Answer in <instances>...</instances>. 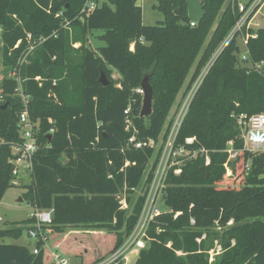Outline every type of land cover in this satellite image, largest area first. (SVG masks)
<instances>
[{"label":"trees","instance_id":"obj_1","mask_svg":"<svg viewBox=\"0 0 264 264\" xmlns=\"http://www.w3.org/2000/svg\"><path fill=\"white\" fill-rule=\"evenodd\" d=\"M201 1L202 17L192 27L186 0H159L165 17L154 26L143 24L139 0H104L84 19L79 14L86 0H0L3 62L16 70L30 116L40 122L39 150L22 197L34 209L53 210L52 224L43 230L49 239L59 240L64 256L83 252L81 264L97 263L134 230L161 150L153 159V148L137 149L130 139L166 140L167 119L194 63L199 58L186 92L240 17L228 0ZM249 32L256 34L248 40L249 61L240 60L238 34L191 100L176 144L207 153L186 159L180 175L170 171L162 199L167 211L151 223L148 245L134 264H209L215 239L224 252L214 264H264V152L243 150L238 123L241 115L264 113V67L257 68L264 63V26ZM28 33L32 41H45L21 65L30 47ZM93 33L105 43L96 50L86 45ZM76 43L79 48H73ZM113 71L120 77L114 78ZM147 75L154 91L153 113L142 117L139 90ZM19 85L18 79L5 77L0 87V201L15 186L8 161L11 145L21 141L19 115L25 105ZM188 138H195L194 144H187ZM230 143L241 151L235 161L228 160ZM225 164L233 173L238 166L246 173L249 164L239 189L217 187L225 180ZM124 193L126 210L119 199ZM34 223L31 217L0 229V240H19L25 230H37ZM74 227L107 233L90 231L92 236L115 235L111 250L87 259V249L74 248L79 246L77 236L89 233H68ZM216 228L226 230L220 236ZM35 243L38 254L27 246L0 243V264H53L45 241Z\"/></svg>","mask_w":264,"mask_h":264},{"label":"built area","instance_id":"obj_2","mask_svg":"<svg viewBox=\"0 0 264 264\" xmlns=\"http://www.w3.org/2000/svg\"><path fill=\"white\" fill-rule=\"evenodd\" d=\"M103 2L104 0H86L83 8L80 11L79 17L81 19H84L91 16V14H93L103 4ZM228 2L234 12L238 11L240 17L236 25L233 27L230 36L225 40L223 48L213 58L212 65L209 69H211L220 53L231 43V41L238 34L239 38L242 39L243 45L246 48V52L241 54L240 60L241 62L249 61L250 57L247 49L248 40L250 38L256 37V34L250 33L249 30L254 26L260 27L261 22L258 21L259 17H262L264 19V0H247V2L244 4H242L240 0H228ZM190 25L194 27L196 24L195 22H191ZM245 30L248 32L243 35V32ZM32 39V35L28 33L27 40L30 43L29 51L27 52L28 54L34 50L37 43L40 44V41L41 43L45 41V38L43 37H40L36 41H32ZM20 43L21 41H19L15 45V48H18ZM26 62L27 58H22L20 64L22 65ZM249 66H252V64H250ZM263 67V62L257 64L258 69H262ZM10 78L18 79L20 83L18 93L22 97L25 105L24 110L19 115L21 141L17 144L11 145L10 158L8 161L12 166V184L19 186L21 183L19 181L22 180L23 175H26L29 178V182H31L34 158L39 150L38 132L40 128V122L33 120L30 116L29 110L27 108L28 98L23 94L21 82L17 76L16 70L13 71V74ZM36 80L40 81L41 77H37ZM55 84L56 82H54V85ZM200 85L201 83L198 84V86L194 87V94L196 93ZM139 92L142 94L141 89L139 90ZM190 103L191 101L183 106L175 122L171 125L170 133L168 134L166 140L163 141L162 145H160L161 155L154 171L152 181L145 189L146 193H144L146 195V199L134 230L125 239L124 243L118 250L94 264H129L131 257H138L140 251L147 247L148 241L150 240L148 232L151 223L155 220L156 217L165 212L164 210L160 209V207L158 206V202L161 201L163 203L162 199L164 190L167 187V178L170 171L173 170L175 175H180L182 172V166L184 165V161L186 159L195 158L199 153H207L204 149L189 151L183 145L178 146L176 144L178 133L188 112ZM126 113H128V111H126ZM238 123L241 127L243 139L246 147L248 148V151L263 150L264 113L255 115L250 118H247L245 115H241L239 117ZM51 133H53V130L51 131ZM194 142L195 138L186 139L187 144H194ZM130 143L134 144L137 149L147 145L154 149V145L159 144L153 140H150L149 143L135 142V138H131ZM230 144L232 145V143ZM210 162V157L206 156V165H209ZM122 195L123 194H121L119 197L121 208L126 210L129 206L127 200L125 198L122 199ZM177 216L178 214H176L175 217ZM32 217L35 220L34 226L37 228V230L29 231L28 234L30 238L34 239L35 241L40 238L44 240L46 243V247L48 245L47 243L49 242V233L47 231H42L43 227H48L52 224L53 210L35 209ZM192 223H194V221H192ZM169 246H171V244ZM33 252L35 254H38L40 251L38 248H33ZM179 254L181 253L179 252ZM51 256L53 264H72L70 258L64 256L58 250L53 251L51 253Z\"/></svg>","mask_w":264,"mask_h":264},{"label":"rangeland","instance_id":"obj_3","mask_svg":"<svg viewBox=\"0 0 264 264\" xmlns=\"http://www.w3.org/2000/svg\"><path fill=\"white\" fill-rule=\"evenodd\" d=\"M240 2L242 4L246 3L247 0H240ZM226 4H228V1L226 2ZM139 5L142 7V11H143V24L145 26H154L157 25L159 22L164 20V13L158 9V5H159V0H139ZM180 10V9H178ZM181 11V10H180ZM186 15L189 17V19L191 21H194L195 23L199 22L201 17H202V1L201 0H186V10H185ZM180 15V14H178ZM220 16L217 17V21L219 20ZM259 21L261 22L260 27L264 26V19L262 17H259ZM216 24L213 27V30L215 29ZM254 29H258L257 27H253ZM232 30L229 32V34L225 37V39L220 43L219 47L217 48V50L214 52V54L211 56V58L209 59V61L202 67L201 69V74L198 77L197 81L195 82V84L192 86L191 90L189 92H186V88L189 84L190 78L196 68V65L198 64V60L194 63L191 72L187 78V80L185 81L183 88L181 89L180 93L177 96V99L172 107V110L170 112V115L167 119L166 125L164 130H166L167 128H171V125L175 122L176 118L178 117V115L180 114V111L182 110L183 106L186 103H189L191 101V98L194 94L193 89L195 86H198V84H202L204 79L206 78V76L208 75L209 72V68L212 65V60L213 58L217 55L218 52H220V50L223 48V44L225 42V40L230 36ZM97 33H101V32H97ZM210 39L209 38L206 40V43H208ZM239 45L241 46V50L242 53L246 52V48L243 45L242 39L239 38L238 39ZM41 43V41H40ZM105 43L102 41L97 40L96 37V33L93 34H88L87 36V42L86 45L91 48L92 50H96L98 46H103ZM80 43H76L73 44V48H79L80 47ZM2 46H3V41H2V29L0 27V87L2 84V81L5 77H11V75L13 74V70L8 69L3 62V51H2ZM30 54V53H29ZM28 53H26L23 56V59L27 58V56L29 55ZM241 54V53H240ZM113 77L114 78H118L119 75L116 71H113ZM3 100L2 98H0V103H2ZM164 132V131H163ZM169 133H170V129H169ZM168 133V134H169ZM164 134V133H163ZM243 138V136H242ZM163 144V141L160 140L159 144L154 145V157L153 159H155L156 154L159 152L160 150V145ZM243 150H247L248 148L246 147V144L244 142V148ZM241 151H239L238 149H235L233 147V145L229 144L228 145V149H227V153L229 154L228 160L230 161H235L238 158V155L240 154ZM253 154H258L261 152H264L263 150H258V151H249ZM152 162V161H151ZM225 167L227 168V173L225 176V180L221 183L218 184L217 187L218 188H226V189H239L241 187V185L244 183V176L245 174L249 173V164L246 165V173L245 168L244 167H239L237 168L236 173H233V171L230 169V167H228V164H225ZM19 182L20 185L19 186H14L11 187L7 190L5 196L2 198V200L0 201V229H5L8 228L9 226H11L14 223H20L23 221L28 220L29 218L32 217V214H34L35 210L34 207H32V205L27 201L24 200L22 202H20V198H23V194L26 191L24 189V186L28 185L29 182V178L26 175L22 176V180H20ZM146 189V186L144 188V190ZM136 194L139 195L140 194V190L138 189L136 191ZM127 194H123L122 195V199H126ZM158 206L160 207L161 210L167 211V207L164 206V204L160 201L158 202ZM234 224L233 221H230L228 223V226H232ZM215 230H217L220 234V236L222 235L223 231L226 229H221V228H216ZM87 231V232H86ZM98 232V233H106V231H94L91 228L88 227H74V228H68V233L70 232H84L85 233H89V235H83V236H77L78 238H80V240H77L78 245L76 246L74 249L75 251H79L81 248L87 249L88 252V257L87 259H92L94 257H96V255L99 254H103L106 250V252H109L111 250V248L109 249L108 247L113 245L112 240L113 237L115 235H108L106 236H92V234H90L91 232ZM44 232V230L42 231ZM74 235V234H72ZM56 239H49L48 242V246L46 247V251L48 254H50V248L48 247H52V245L54 244ZM36 241L34 239H31L28 231L25 230L23 237L19 240H14L11 238H4L0 240V243H4V244H8V245H20V246H27L30 249H33L34 244ZM233 245L235 244L234 241L232 243ZM108 248V249H107ZM60 251V250H58ZM83 251V250H82ZM224 250L223 247L221 245V241H219V239H215L212 243V248L210 249L209 253V264H214L217 260V258L219 256H221L223 254ZM181 253V252H180ZM108 254V253H107ZM81 255H83V252L80 255H71L69 254L68 257L71 259V263L72 264H79V263H83V257H81ZM181 255H184V253H181ZM98 257V256H97ZM130 262L129 264H134L136 262L137 257L133 256L130 258Z\"/></svg>","mask_w":264,"mask_h":264},{"label":"water","instance_id":"obj_4","mask_svg":"<svg viewBox=\"0 0 264 264\" xmlns=\"http://www.w3.org/2000/svg\"><path fill=\"white\" fill-rule=\"evenodd\" d=\"M177 14H180V10H177ZM101 82L104 84H107V81H106L104 75H102V77H101ZM141 90H142V94H143L141 116L142 117H148L153 113V100H154V91H153V87L150 83V76L149 75L145 76V78L143 79V81L141 83ZM19 201L22 202L23 198H20Z\"/></svg>","mask_w":264,"mask_h":264},{"label":"crops","instance_id":"obj_5","mask_svg":"<svg viewBox=\"0 0 264 264\" xmlns=\"http://www.w3.org/2000/svg\"><path fill=\"white\" fill-rule=\"evenodd\" d=\"M258 21H259V19H258ZM256 27V26H255ZM261 27H263V26H261ZM257 28H260V27H257ZM131 50H134V45L132 44L131 45ZM119 75V74H118ZM119 77H120V75H119ZM118 77V78H119ZM35 210V209H34ZM59 240H57V241H55L54 242V244L52 245V247H48V248H50L49 250H50V255H51V253L53 252V251H55V250H59V242H58ZM59 243V244H58ZM48 244V243H47ZM48 246V245H47ZM46 246V247H47ZM46 247H45V249H46ZM60 252V251H59ZM69 258V257H68ZM71 260V259H70ZM79 264H81V263H79Z\"/></svg>","mask_w":264,"mask_h":264}]
</instances>
